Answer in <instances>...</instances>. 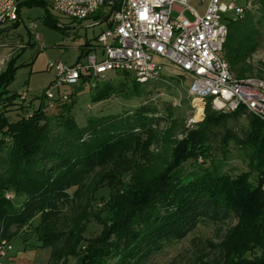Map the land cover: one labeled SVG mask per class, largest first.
I'll return each mask as SVG.
<instances>
[{
  "label": "trees",
  "instance_id": "obj_1",
  "mask_svg": "<svg viewBox=\"0 0 264 264\" xmlns=\"http://www.w3.org/2000/svg\"><path fill=\"white\" fill-rule=\"evenodd\" d=\"M23 5L43 7L45 17H51L42 0ZM254 9L227 22L223 55L240 79L255 71L264 75V63L257 69L248 61L257 48L256 25L264 24V0H257ZM19 22L0 26V33L16 29ZM88 45L80 47V55ZM24 48L0 73V149L7 145L0 161V236L12 240L38 217L33 237L20 236V251L49 248L50 264H70L71 259L73 264H142L163 246L184 239L200 222L235 220L218 242H209L214 257L197 264H264V122L251 115L242 137L228 129L221 137L225 144L232 140L250 150L247 171L235 176L211 171L203 164H213L211 134L226 128L242 109L223 114L206 108L204 120L180 141L167 132L159 137L156 118L145 106L131 116H94L79 126L70 117L73 91L66 90L68 99L56 100L51 107L42 101L26 104L19 93L9 91L15 60ZM121 74L132 78L130 91L136 93L142 84L129 73ZM86 81L84 77L79 86ZM115 92L112 82H101L91 100L102 102ZM29 109L33 116L26 120ZM11 111L18 118H11ZM160 141L170 142V154L162 158L149 152ZM187 162L194 167L191 171L185 168ZM101 188H107L108 195L99 196L105 203L97 215L87 211L72 218L68 230L58 228L62 207L88 200L85 207L91 209ZM6 191L20 204L5 198ZM91 221L101 230L86 237Z\"/></svg>",
  "mask_w": 264,
  "mask_h": 264
},
{
  "label": "rangeland",
  "instance_id": "obj_2",
  "mask_svg": "<svg viewBox=\"0 0 264 264\" xmlns=\"http://www.w3.org/2000/svg\"><path fill=\"white\" fill-rule=\"evenodd\" d=\"M234 2L236 4L242 3L240 0H234ZM188 6L196 9L199 14H203L206 3H201V0H188ZM49 13L51 17L47 19L43 7L22 5L20 22L16 29L0 33V59L5 57L7 60L6 64L15 53L20 52L21 48L25 46L21 55L15 60L16 71L8 89L10 92L19 94L27 93V101H34V105L39 104L40 101L44 105L48 103L46 98L40 99L39 97L52 82L55 75L54 70L48 68L49 62H62L65 65H72L78 59L84 61V58L80 56V47L85 45L87 41H94V38L106 25L105 23L92 25L95 20L93 17L82 21L72 20L51 8H49ZM97 15L99 17L96 20L103 17L101 14ZM176 15L177 13H173V17ZM185 16L193 19V16L188 11H185ZM30 21L36 24L34 31H31L28 27ZM256 28L258 30V34L255 37L257 48L248 61L254 68L259 69L260 64L264 63V24H258ZM36 35L39 36L38 39L35 38ZM248 76L255 79H264V75L259 74L258 71ZM162 78L163 80L139 85L136 93L130 91L132 78L126 77L121 73H109L97 82H95L96 78H90L82 87L63 86L62 89L74 92L75 96L72 99L70 117L79 126H85L88 118L94 116H107L109 118L123 114L131 116V112L145 106L151 110V116L153 115L156 118L157 124L154 125L156 126L154 128L157 133L160 132L158 136L160 135L159 137L164 138L167 132L169 138L180 141L188 130L196 128L204 120L207 114L206 108L212 112L215 110L211 107L208 100L194 101L193 96L188 93L191 79H186L179 70L168 63H164ZM101 82H112L116 92L108 100L93 102L91 96L96 86ZM93 83H95V88ZM9 116L14 119L18 118L16 111H11ZM250 116L251 114L242 110L238 117L228 120L226 128L218 127L213 130L211 134L212 156L210 157V160H213V164L207 161L208 163H203L205 167L207 166L211 171L217 169L220 173L232 176L248 170L247 164L249 160L247 157L250 150L238 146L232 140H228L227 144H225L221 142V137L225 134L226 129L242 137L243 132L248 127V118ZM169 143L163 141L155 142L150 146L149 152L157 154L156 156L160 158L164 157V155H169ZM6 148L7 145H4L0 149V161L5 156ZM202 161V159H198L199 163ZM185 168L187 171H191L194 167L190 165V162H187ZM130 169L132 172L133 168L130 167ZM128 182L129 178L125 179L124 185L128 184ZM12 195V192L9 191L4 193L5 198L13 201L14 204H20V199H15ZM107 195V188H101L97 195L98 200L91 209L85 207L88 200H84L81 203L77 201L62 207L58 228L68 230L71 226L70 221L72 218H77L84 212L91 211L94 213L93 217L97 215L105 203L103 198H99V196L105 198ZM78 204L83 207H78L77 209ZM82 208L86 210L84 211ZM93 217H90L92 218L91 220H96ZM38 222L39 218L36 217L30 224L20 229L19 236L12 240H7L6 237L0 236V247H3L2 251H4V255H1L0 258L2 264L51 263L49 248L20 251L23 246L20 242V236L24 235L32 238L34 227ZM234 223L235 220H227L223 224H214L212 221L200 222L184 239L163 246L142 264H197L201 258L204 260L211 259L214 257L215 250L209 242H218L226 229ZM12 230L14 231L15 229L12 228ZM100 230L101 225L96 221H91L87 226L85 236H95ZM2 241L5 244H1ZM19 252L22 253L19 254V257H15L14 255ZM60 263L62 264V261ZM73 263L74 259H71L70 264ZM112 264H115V261Z\"/></svg>",
  "mask_w": 264,
  "mask_h": 264
},
{
  "label": "built area",
  "instance_id": "obj_3",
  "mask_svg": "<svg viewBox=\"0 0 264 264\" xmlns=\"http://www.w3.org/2000/svg\"><path fill=\"white\" fill-rule=\"evenodd\" d=\"M27 1L0 0V26L20 21L21 6ZM42 1L69 19L82 21L101 14L103 17L92 25L106 24L94 45L81 53L84 61L78 59L72 65L49 62L48 68L55 75L40 99L46 98L50 107L56 100L68 99L63 86L77 88L84 77L89 81L109 73H129L136 82L147 84L163 80L164 63H168L191 79L188 93L194 101L208 100L223 114L242 109L264 122V79L237 78L223 55L227 22L241 19L257 0H240V4L234 0H201L206 3L203 14L188 6V0ZM185 11L193 19L186 17ZM173 13L177 15L173 17ZM28 27L34 31L35 22L30 21ZM6 61L5 57L0 59V73ZM19 100L28 102L27 93H20ZM32 116L31 109L24 113L26 120ZM2 250L0 247V258Z\"/></svg>",
  "mask_w": 264,
  "mask_h": 264
},
{
  "label": "crops",
  "instance_id": "obj_4",
  "mask_svg": "<svg viewBox=\"0 0 264 264\" xmlns=\"http://www.w3.org/2000/svg\"><path fill=\"white\" fill-rule=\"evenodd\" d=\"M228 1H229V0H228ZM224 2H227V1H224ZM95 38H96V37H95ZM95 38H94V40H95ZM87 42H88V44H89V45H88V46H86V47H85V49H86V48H88V49H89L91 45H94V41H92V40H90V41H87ZM87 42H86V43H87ZM85 45H86V44H85ZM88 49H86L85 51H87ZM21 253H22V252H19V253H17V254H16V255H14V256H15V257H19V254H21Z\"/></svg>",
  "mask_w": 264,
  "mask_h": 264
}]
</instances>
